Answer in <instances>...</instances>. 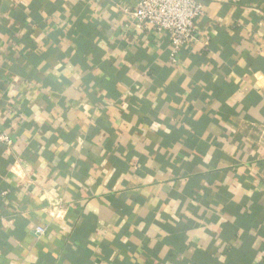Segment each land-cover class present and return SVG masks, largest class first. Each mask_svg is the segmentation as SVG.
I'll list each match as a JSON object with an SVG mask.
<instances>
[{
    "label": "crops",
    "instance_id": "crops-1",
    "mask_svg": "<svg viewBox=\"0 0 264 264\" xmlns=\"http://www.w3.org/2000/svg\"><path fill=\"white\" fill-rule=\"evenodd\" d=\"M139 1L0 0V264H264V0Z\"/></svg>",
    "mask_w": 264,
    "mask_h": 264
},
{
    "label": "built area",
    "instance_id": "built-area-1",
    "mask_svg": "<svg viewBox=\"0 0 264 264\" xmlns=\"http://www.w3.org/2000/svg\"><path fill=\"white\" fill-rule=\"evenodd\" d=\"M203 14V4L198 0H140L133 12L136 27L146 32H166L169 36L173 63L177 55L195 37V22ZM0 143L11 140L0 134ZM37 228L35 234H44Z\"/></svg>",
    "mask_w": 264,
    "mask_h": 264
}]
</instances>
